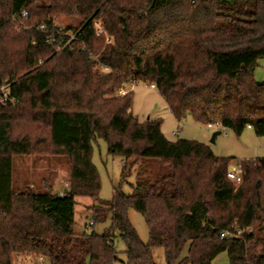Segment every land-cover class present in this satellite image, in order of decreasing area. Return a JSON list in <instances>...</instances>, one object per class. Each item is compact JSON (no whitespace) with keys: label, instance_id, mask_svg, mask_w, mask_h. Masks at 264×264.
<instances>
[{"label":"trees","instance_id":"obj_1","mask_svg":"<svg viewBox=\"0 0 264 264\" xmlns=\"http://www.w3.org/2000/svg\"><path fill=\"white\" fill-rule=\"evenodd\" d=\"M23 9L27 18H11ZM62 16L78 24L58 26ZM96 20L112 42L96 35ZM42 24L47 33L36 29ZM59 28L76 34L71 47L59 49L67 40ZM262 58L264 0H0V83L11 84L16 100L0 102V264L15 256L114 264L117 234L127 264H156L153 247L163 248L166 264H212L223 252L230 264H264V158L241 161L236 185L227 175L232 158L197 140L171 141L161 118L134 115L132 91L118 94L127 84L154 83L179 121L191 115L237 136L248 127L264 136V81L254 75ZM97 138L126 158L123 180L129 159H157L168 170L139 178L131 194L119 184L102 199ZM16 155L67 156L70 187L62 195L52 186L16 190ZM78 197L93 201V228L109 223L102 232L77 230ZM130 209L144 216L147 243ZM249 226L244 238H220Z\"/></svg>","mask_w":264,"mask_h":264},{"label":"rangeland","instance_id":"obj_2","mask_svg":"<svg viewBox=\"0 0 264 264\" xmlns=\"http://www.w3.org/2000/svg\"><path fill=\"white\" fill-rule=\"evenodd\" d=\"M58 26L77 25L78 21L72 16H62L57 19ZM18 30V29H17ZM254 75L257 81H264V58L258 61ZM127 91L133 92V113L140 122L147 119H162V132L171 141L179 138L197 140L210 146L217 156L232 158L231 165H237L243 160L254 161L257 158H264V136H258L250 127L246 128L241 136H237L230 129L221 130L212 142L213 128L196 122L191 115L178 120L170 110L165 99L157 88L149 86V82L139 81L126 85ZM179 131V134L175 132ZM134 159L128 160L129 167L126 177L123 180V167L126 158L112 155L108 152L107 143L100 138L93 142V163L96 165L101 180L100 197L111 199L114 186L121 185L120 190L125 194L133 193V185L139 178H153L167 172V166L157 159ZM13 187L16 190H24L31 187L36 193L49 192L52 186L53 192L68 189L70 187V162L67 156L54 155H16L13 157ZM241 182L236 183L239 185ZM75 208L76 228L79 232L86 230L91 232L95 229L102 232L109 223L96 224L95 228L85 227L91 219L89 206L93 201L88 197H78ZM129 219L138 232L141 240L149 241V229L144 216L134 209L128 212ZM264 236L263 232H258ZM114 247L117 251V261L114 264H127L126 245L117 234L114 238ZM185 249L183 255H186ZM152 255L156 264H166L165 253L161 247H153ZM14 264H34L22 257L15 256ZM212 264H230L228 254H219Z\"/></svg>","mask_w":264,"mask_h":264},{"label":"built area","instance_id":"obj_3","mask_svg":"<svg viewBox=\"0 0 264 264\" xmlns=\"http://www.w3.org/2000/svg\"><path fill=\"white\" fill-rule=\"evenodd\" d=\"M194 2V1H193ZM28 17V12L27 10L23 9L22 12L20 14H13L12 15V19L13 20H17V19H23V18H27ZM23 28H25V30H29L30 27L27 26H22ZM18 30H20V26L17 27ZM37 30H40L41 32H45L47 33L48 31L46 30L45 25H39L36 26ZM94 30L96 32L97 36H102L105 35L106 37V42H112L113 38L111 36H109L103 25L102 22L100 20H96L94 21ZM57 34H63L64 36L67 37V40H65V42L60 43L59 45V49H64L66 47H71L73 45V42L75 40H77V36L76 34L72 33V32H64V30L62 28H59L57 31ZM95 57V56H94ZM96 58H98L96 56ZM101 70L104 72H108L109 68L107 66H101ZM149 86L152 88H156V85L154 83H150L149 82ZM127 92V90L125 88H120L118 90V94L120 95H124ZM16 100L13 96H11V84L8 82H4V83H0V102L1 103H14ZM208 127L213 128L215 130H220L221 127L219 124H209ZM175 134H179V131L175 132ZM233 167V169H229L228 170V178L232 181H234L235 183H239L242 181V177H243V167H242V162H238L237 165H231ZM64 190H66V188L62 189L61 191H59L60 195H62L64 193ZM94 225V222L91 220L88 223L85 224V227H92ZM251 232H253V228L251 226L246 227L245 229H241V228H234V229H226L224 231L221 232L220 238L221 239H226V238H244L245 234H250ZM37 264H44L43 262V257H40L38 260Z\"/></svg>","mask_w":264,"mask_h":264},{"label":"water","instance_id":"obj_4","mask_svg":"<svg viewBox=\"0 0 264 264\" xmlns=\"http://www.w3.org/2000/svg\"><path fill=\"white\" fill-rule=\"evenodd\" d=\"M221 132H222V131H220V130L215 131V132L213 133V136H212V140H211V141H212V142H215V138H216V136L219 135V134H221ZM229 169H233V167L230 166Z\"/></svg>","mask_w":264,"mask_h":264},{"label":"crops","instance_id":"obj_5","mask_svg":"<svg viewBox=\"0 0 264 264\" xmlns=\"http://www.w3.org/2000/svg\"><path fill=\"white\" fill-rule=\"evenodd\" d=\"M125 89L127 90V88L125 87ZM129 91V90H128ZM250 129H252V128H250ZM217 131V130H216ZM216 139V138H215ZM59 192V191H58Z\"/></svg>","mask_w":264,"mask_h":264}]
</instances>
